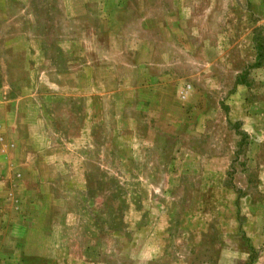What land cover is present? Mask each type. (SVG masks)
<instances>
[{"label": "rangeland", "instance_id": "rangeland-1", "mask_svg": "<svg viewBox=\"0 0 264 264\" xmlns=\"http://www.w3.org/2000/svg\"><path fill=\"white\" fill-rule=\"evenodd\" d=\"M0 120V264H264V0H0Z\"/></svg>", "mask_w": 264, "mask_h": 264}, {"label": "crops", "instance_id": "crops-1", "mask_svg": "<svg viewBox=\"0 0 264 264\" xmlns=\"http://www.w3.org/2000/svg\"><path fill=\"white\" fill-rule=\"evenodd\" d=\"M13 126V133L15 134L16 128L20 129L19 126ZM10 124H5L2 125V121L0 120V240L3 238V232L2 229L4 228V215H3V207H4V202L6 201L5 199L10 197V203L12 204V198L15 197L17 194L14 192H10L8 190V188L12 187L14 184V181H19V180H15V174L14 173H18V175H20V179H24V176L22 175V171H20V169H24V166L27 165L26 162L29 161L28 158L23 159L24 157H22L23 155L21 153H19L18 158H14L10 157V154L14 151V149H18L20 146L19 145H24L25 147H28L31 144V141L29 140V135H26L25 138H18V140L15 141H11L14 140L18 133L15 134V138L14 136H10V131L11 128ZM17 129V131H19ZM22 139V140H20ZM22 147V146H21ZM9 152V154H8ZM25 156L28 157L30 156V150H27L24 152ZM21 159H23L25 162V164H22V162L20 163V161H22ZM22 167V168H21ZM13 172V173H12ZM14 179V180H13ZM14 195V196H13ZM2 213V214H1ZM13 244H15V241H13ZM21 252V247L16 248L15 253L20 255ZM6 255V254H5ZM4 252H1L0 256H5ZM6 257V256H5Z\"/></svg>", "mask_w": 264, "mask_h": 264}]
</instances>
